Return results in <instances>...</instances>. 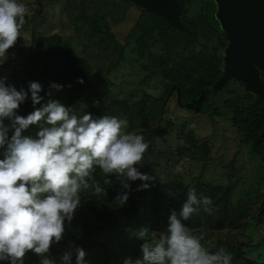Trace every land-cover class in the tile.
I'll return each instance as SVG.
<instances>
[{"label": "trees", "instance_id": "1", "mask_svg": "<svg viewBox=\"0 0 264 264\" xmlns=\"http://www.w3.org/2000/svg\"><path fill=\"white\" fill-rule=\"evenodd\" d=\"M193 0H177L179 10V22L182 29L170 25L152 11L143 10L131 32L126 36L123 44L116 41L110 29L104 22L98 23L101 19L95 14L89 16L90 31L99 36V41L110 42L120 52L122 58L126 51L135 60L145 56L141 68L146 72L142 82L148 83L152 77L160 76L163 89L159 97L143 94L136 102L135 107H130L126 100L120 102L109 101V93L106 85L102 88L99 101L106 100L103 104L95 107L96 116L107 114L109 111L118 109L124 119L128 121L127 132L140 134L144 131V125H153L154 131H150L152 138L160 134L161 110L160 108L168 98L170 92H175L177 101L181 105L196 102L198 109L209 118L218 115L213 108L210 99L213 95L226 91L234 95L225 101L226 107L230 110V122L232 127L241 135L244 144L249 146L252 156L258 158L264 170V99L251 94L247 89L242 93L235 94L228 90L231 81L239 83L236 79L227 80L221 87L214 91L208 90L218 83L223 75L222 58L227 46L224 38V29L212 18V8L208 0H201V7L194 18H189L187 7ZM154 45H160L159 54L149 53ZM18 91L29 90L30 82H38L42 85L39 104L33 105L29 92L28 98L19 106L17 114L26 117L37 109H41L50 100H56L61 93L67 94L66 108L72 109L73 105L80 100L87 86L88 71L83 66L82 59L76 57L68 41L58 35L32 37L22 65ZM83 81L80 83L79 81ZM259 81L264 86V76L259 74ZM52 84L61 85L57 90ZM50 93V94H49ZM203 96L200 101L198 98ZM93 96V101L96 99ZM149 104V105H148ZM150 105L158 106L153 111ZM95 116V117H96ZM39 124L30 125L22 136L29 137L26 133L30 130H41ZM158 129V131H157ZM12 132L8 134L9 140ZM157 137V136H156ZM179 144L175 155L179 160L188 159L195 163H206L210 155L209 141L206 139L197 141L193 131H185L179 128ZM152 145L146 149L140 164L135 165L139 172L149 176L148 181L124 182L130 185L128 200L124 205L115 201L118 193L126 191L122 188L121 180L115 175L103 176L99 168L94 170V178L104 189L105 194L94 195V190L82 191L80 193L81 204L75 210L73 219L65 220V233L67 238L73 242L76 248H82L85 253L90 250L93 244H83V240L95 234L115 230L120 219L133 222L130 233L132 238L127 242L126 236L119 239L117 249L113 251L107 245L104 247V263L110 264L114 260L124 258L132 244L140 249L145 242L137 238L140 229H147L151 240V233H164L169 226V217L173 211L179 213V209L186 200V193L189 188L195 189L198 198L204 196L212 200V213L208 214L202 209L193 213L192 216L182 221L186 227L192 230L193 234L203 235L202 245L215 252L224 248L231 254V264L243 262L244 264H264V260L255 263L247 259L240 250L243 243H223L218 240L214 242L209 235L236 229L245 225L248 216V209L235 207L232 201V188L230 185L219 186L205 182L202 175L193 177L184 188L175 192L161 173V167L156 161H151L147 156L151 154ZM7 143L0 146V160L5 158ZM104 179L111 180L108 185ZM147 184L146 189L138 190L141 185ZM247 210V211H246ZM260 215L257 217L259 224L264 221V198L259 208ZM120 228L118 227L117 230ZM264 231V225L261 228ZM101 245V244H99ZM264 253V238L254 245ZM142 258V257H140Z\"/></svg>", "mask_w": 264, "mask_h": 264}, {"label": "rangeland", "instance_id": "2", "mask_svg": "<svg viewBox=\"0 0 264 264\" xmlns=\"http://www.w3.org/2000/svg\"><path fill=\"white\" fill-rule=\"evenodd\" d=\"M200 1L193 0L187 7L189 18L196 16L202 5ZM17 2L25 5L27 12L25 23L20 30V37L15 45L7 50L5 57H0V79H5L6 86L15 87L18 91L22 65L32 37L58 35L70 43L73 54L82 59L83 66L88 71L87 86L84 93L80 95V100L73 105V114L81 116L87 113L93 118L108 115L124 119L118 109L96 116L95 107L106 101L98 99L101 97L104 85L108 88L109 101L126 100L130 107H135L136 102L144 93L154 97L162 94L160 76L152 77L148 83L142 82L146 72L141 65L145 63L146 55L135 60L126 51L120 58V52L113 44L106 41L100 42L99 36L90 31L89 16L95 14L98 20L101 19L98 23L104 22L116 41L123 44L139 15L145 10L135 1L17 0ZM208 2L212 4V18L218 22L220 28L221 26L224 29L231 28L228 10L223 5V0H208ZM224 38L226 39V35ZM159 52L160 45H154L149 50V53L159 54ZM225 65L226 59L223 52L221 65L223 70ZM260 74L264 76V72ZM244 89L246 87L241 82L230 80L228 90L240 94ZM233 96V94H227L226 91L213 95L210 103L217 110L218 115L209 118L201 113L196 105L179 104L175 92H170L160 108L162 119L160 134L152 138L150 131H154L155 126L148 124L144 125V131L140 134L144 136V142L148 144V147L152 145L150 148L153 153H148L147 156L151 161L159 164L162 177L175 192L181 191L190 179L200 174L205 182L219 186H231L233 205L248 209L246 224L236 229L209 235V237L214 244L218 240L223 243H243L240 250L245 257L259 263L264 260V253L254 245L264 238V231H261L264 221L261 224L257 221L260 215L259 208L264 198V170L260 160L250 154L249 146L243 143L241 135L231 125L230 110L226 107L225 101ZM55 101H59L66 107L67 94L61 93ZM150 107L153 111L159 108L156 105H150ZM4 123L7 125L9 121L5 120ZM42 125L43 121L40 122L39 127L41 128ZM179 128L193 131L197 141L203 139L209 141L211 152L206 163L178 159L175 152L179 144L183 146L178 138ZM127 130L128 126L124 131L127 132ZM38 132L39 130H29L26 135L32 139H38ZM178 166L180 171L176 170ZM118 224L119 230L117 227L113 231L100 232L83 240V244H93L85 256V264L104 263L102 245H107L113 251H122V249H117L118 240L126 236L127 242H130L133 222L120 219ZM129 244L133 247L128 250V254L110 264H123L124 259L128 257L133 260L142 257L140 249L136 248L132 242ZM75 249L76 246L67 238L64 231L61 241L53 242L44 257L29 251L23 258V264H41L42 258H49L54 261V264H62L61 257L69 250L73 252L71 264H76ZM0 264H9V262L0 261ZM235 264L244 263L236 262Z\"/></svg>", "mask_w": 264, "mask_h": 264}, {"label": "clouds", "instance_id": "3", "mask_svg": "<svg viewBox=\"0 0 264 264\" xmlns=\"http://www.w3.org/2000/svg\"><path fill=\"white\" fill-rule=\"evenodd\" d=\"M27 9L17 0H0V57H5L20 37ZM83 83V81H79ZM60 90L61 85L52 84ZM42 85L30 82L28 92L6 86L0 79V146L7 143L5 158L0 160V261L23 264L29 251L41 257L49 252L53 242L59 243L65 230V220L71 221L81 204L80 193L94 190L105 194L94 178L99 168L103 176L115 175L126 191L118 193L115 201L124 205L130 185L125 180L148 181L151 178L138 171L148 144L144 136L126 132V119L91 114L77 116L59 101L50 100L41 109L26 117L17 109L28 98L39 104ZM50 94V93H49ZM5 120L9 123L6 125ZM43 121L38 139L22 136L30 125ZM12 136L9 140V132ZM180 171L179 166L176 169ZM108 185L111 180L104 179ZM143 184L138 190L146 189ZM212 200L198 198L189 188L186 200L169 217L167 231L151 233L140 229L137 238L142 259L125 258L123 264H231L232 256L224 248L210 251L201 243L203 235L193 234L182 221L201 209L211 214ZM76 264H85L86 253L75 249ZM71 250L63 253L62 264H71ZM41 264H54L42 258Z\"/></svg>", "mask_w": 264, "mask_h": 264}, {"label": "water", "instance_id": "4", "mask_svg": "<svg viewBox=\"0 0 264 264\" xmlns=\"http://www.w3.org/2000/svg\"><path fill=\"white\" fill-rule=\"evenodd\" d=\"M132 1L154 12L173 27L182 29L177 0ZM223 5L228 10L231 24V28L226 29V65L218 83L208 90L221 89L227 80L236 79L251 94L264 99V86L259 81L260 72H264V0H223ZM202 96L203 93L198 101ZM194 105L196 102L188 104Z\"/></svg>", "mask_w": 264, "mask_h": 264}]
</instances>
